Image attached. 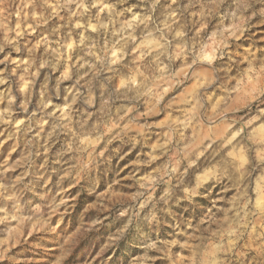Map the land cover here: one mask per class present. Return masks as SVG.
Returning a JSON list of instances; mask_svg holds the SVG:
<instances>
[{
    "label": "rangeland",
    "instance_id": "1",
    "mask_svg": "<svg viewBox=\"0 0 264 264\" xmlns=\"http://www.w3.org/2000/svg\"><path fill=\"white\" fill-rule=\"evenodd\" d=\"M214 262L264 264V0H0V264Z\"/></svg>",
    "mask_w": 264,
    "mask_h": 264
},
{
    "label": "clouds",
    "instance_id": "2",
    "mask_svg": "<svg viewBox=\"0 0 264 264\" xmlns=\"http://www.w3.org/2000/svg\"><path fill=\"white\" fill-rule=\"evenodd\" d=\"M103 70V69H101ZM131 85H132V81L129 80L128 81V86L129 88L131 89ZM100 91H101V96H100V99L101 101H103L105 99V94L107 93V88L105 85H100ZM113 91L117 92V95H122V93H120L118 90L116 89H113ZM132 91H135L134 89H132ZM85 115H87V113H85ZM79 131V130H78ZM199 185L197 184L195 187H192V188H186L184 186H181L177 189V192H182L183 195H177L176 196V203L178 204L180 200H188L190 202V205L191 206V199L193 196L197 195V192H196V187H198ZM156 211H159L161 213H170L171 209L170 207L168 206V202L165 201L163 205L160 206V208H158ZM152 220H156L157 217L155 215V212L152 214V217H151ZM215 264V262H214Z\"/></svg>",
    "mask_w": 264,
    "mask_h": 264
},
{
    "label": "bare ground",
    "instance_id": "3",
    "mask_svg": "<svg viewBox=\"0 0 264 264\" xmlns=\"http://www.w3.org/2000/svg\"><path fill=\"white\" fill-rule=\"evenodd\" d=\"M38 219H39V217H38ZM35 220H36V219H35ZM41 223H42V222H41ZM23 224H24V225H26V223H25V222H24ZM41 225H42V224H41ZM21 226H22V225H21ZM23 230H24V229H23ZM30 231H31V230H30Z\"/></svg>",
    "mask_w": 264,
    "mask_h": 264
}]
</instances>
